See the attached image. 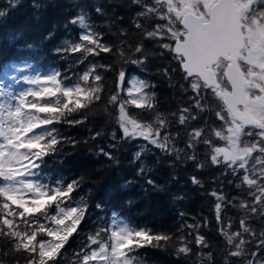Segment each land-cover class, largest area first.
<instances>
[{
  "label": "snow or ice",
  "instance_id": "1",
  "mask_svg": "<svg viewBox=\"0 0 264 264\" xmlns=\"http://www.w3.org/2000/svg\"><path fill=\"white\" fill-rule=\"evenodd\" d=\"M133 3L140 8L132 24L139 38L135 45L125 39L127 30L119 29L115 44L105 43L102 32L88 31L72 51L78 50L84 58L108 54L113 62H90L72 84L65 83L70 77L58 78L60 73L25 76L29 85L39 87L20 92L15 109L7 117L0 114V238L9 249L4 255L19 253L23 264H57L64 257L62 250L78 232L86 207L74 204L71 185L65 191L39 182L40 170L44 157L65 142L54 125L84 123L93 105L104 102L105 112L114 109L108 114L123 138L140 139L146 146H159L166 154H184L190 160H196L203 148L211 166L234 178L235 183H228H234L238 196L229 199L215 188L208 193L215 201L217 234L223 241L221 264H264V0ZM110 25L105 27L111 32ZM145 41L160 51L147 49ZM166 53L176 67L165 68L162 74L175 87L172 73L179 70L187 83V87L180 84V91L192 93L187 107L171 113L158 110L154 84L129 77L122 66L116 70L117 62L144 70L150 55ZM106 73L115 76L114 88L107 90ZM130 107L144 119L133 116ZM198 120L203 122L192 127ZM174 125L183 131L173 132ZM181 139L183 148L177 147ZM203 167L197 163L198 170ZM52 208L55 212L49 211ZM228 208L240 213L235 231L231 229L236 221L231 218L228 230L223 227ZM207 226L206 217L203 224L185 223L172 234L128 225L102 230L98 226L74 255L77 264H143L141 248H171L177 259L188 264H216V251L199 231Z\"/></svg>",
  "mask_w": 264,
  "mask_h": 264
},
{
  "label": "trees",
  "instance_id": "2",
  "mask_svg": "<svg viewBox=\"0 0 264 264\" xmlns=\"http://www.w3.org/2000/svg\"><path fill=\"white\" fill-rule=\"evenodd\" d=\"M97 9L102 11L98 13ZM139 11L133 0H0V74L18 65L28 72H43L47 76L60 73L58 78L70 77L65 83H75L90 62H113L108 54L84 58L78 50L73 52L82 37L94 29L104 33L105 43L115 44L119 29H123L129 33L125 39L135 45L139 38L134 35L136 30L132 24ZM108 22H111V32L105 27ZM145 47L160 51L150 41H145ZM121 66L129 77L136 76L155 85L153 90L160 112L171 113L189 105L188 96L192 93L180 91V84L187 87L180 71L172 73L175 87L170 86L168 78L162 74L163 69L171 71L176 67L170 54L150 55L144 70L121 62L116 63V70ZM105 75L106 90L109 86L114 88L115 76ZM109 112L114 113V109L105 112L104 102H101L93 105L84 123L54 125L65 142L54 154L44 157L39 182L65 191L71 185L74 204L86 207L78 232L62 250L64 257L58 259L57 264H77L74 253L82 250L87 236L98 226L101 230L103 226L111 228L113 220L121 225L148 229L154 234H172L185 223L199 221L203 224L205 217L208 226L199 231L216 251V264H221L223 241L217 234L215 201L208 193L215 188L229 199L238 196L234 178L221 175L223 168L211 166L203 155V148L197 151L196 160H190L184 154H166L159 146H146L140 139L123 138L121 128ZM129 112L144 119L134 108L130 107ZM202 122L195 121L192 127ZM172 131L182 132L183 129L174 125ZM177 147H184L183 139L178 141ZM198 162L204 165L202 169H197ZM193 177L199 183H193ZM229 180L234 183L229 184ZM49 211L55 212V208ZM225 213L223 227L228 230V218H231L236 221L231 229L235 231L240 213L235 208H228ZM8 251L7 241L0 238V264H16L17 258L23 264L19 253L4 255ZM138 255L143 264H188L184 258L177 259L171 248L144 247Z\"/></svg>",
  "mask_w": 264,
  "mask_h": 264
},
{
  "label": "rangeland",
  "instance_id": "3",
  "mask_svg": "<svg viewBox=\"0 0 264 264\" xmlns=\"http://www.w3.org/2000/svg\"><path fill=\"white\" fill-rule=\"evenodd\" d=\"M41 78L47 76L46 73L32 71L28 72L23 67L12 65L0 74V114L7 117L10 110H14L19 104V93L25 91L28 87L38 88L39 86L29 85L23 77ZM2 142V140H0ZM122 226L117 220H113L112 227Z\"/></svg>",
  "mask_w": 264,
  "mask_h": 264
}]
</instances>
